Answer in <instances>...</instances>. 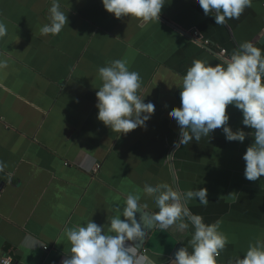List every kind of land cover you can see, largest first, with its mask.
Here are the masks:
<instances>
[{
	"label": "crops",
	"instance_id": "1",
	"mask_svg": "<svg viewBox=\"0 0 264 264\" xmlns=\"http://www.w3.org/2000/svg\"><path fill=\"white\" fill-rule=\"evenodd\" d=\"M165 2L159 20L142 22L117 19L102 0H59L68 24L44 36L40 28L49 23L52 0H0L7 25L0 39V59L7 61L0 68V161L6 165L0 171V254L18 264H62L71 248L65 228L92 219L107 233L130 193L147 204L140 214L151 215L158 209L143 188L160 183L178 193L208 189L207 206L191 200L185 207L206 223L220 222L228 243L218 264L243 258L250 243L264 240V176H244L243 156L255 130L242 124V112L227 108L228 126L244 130V142L228 141L217 128L179 147L180 128L169 117L181 106L179 86L194 60L215 66L243 42L264 53V0H252L224 25L206 16L198 0ZM117 59L139 73L137 95L155 105L146 127L126 135L97 118L98 69ZM180 223L188 227L181 230ZM145 231L136 245L145 264H171L175 247H186L194 233L186 217L166 231L155 224Z\"/></svg>",
	"mask_w": 264,
	"mask_h": 264
},
{
	"label": "clouds",
	"instance_id": "2",
	"mask_svg": "<svg viewBox=\"0 0 264 264\" xmlns=\"http://www.w3.org/2000/svg\"><path fill=\"white\" fill-rule=\"evenodd\" d=\"M102 3L117 19L131 17L149 22L159 20L166 2L102 0ZM198 3L206 16H214L216 25L239 19L245 9L252 6V0H198ZM48 19L49 23L40 28L44 36L58 35L68 24L59 0H52ZM6 35L7 25L0 20V39ZM5 67L7 61L0 59V68ZM98 75L102 81L96 92L98 120L120 135L146 127L155 112V105L145 103L137 95L142 83L139 73L130 71L127 61L117 59L100 67ZM179 87L181 106L169 112V117L180 128L178 147L193 140L199 142L217 128H222L228 141L244 142L248 134L242 129L233 131L228 126L227 108L233 105L242 112V124L255 130L251 133L254 143L243 156L244 176L249 181L264 176V53L252 42H243L229 60L215 66L207 60H194ZM5 166L0 161V171ZM143 192L155 201L158 209L151 215L140 214V208H147V204L140 205V195L130 193L123 208H117V214L108 219L107 233L92 219L86 224L65 228L71 248L69 257L62 264H145L146 257L136 252V245L146 238L145 228L155 224L161 231H166L181 217L188 219L194 233L188 245L176 251L171 264H218V257L228 243V237L219 231L220 222L206 223L202 216L190 215L185 207L191 200L207 206V188L178 193L167 183H160L155 186L145 184ZM187 227V223L179 224L181 230ZM148 264L154 262L148 261ZM228 264H264V240L250 243L243 258L236 256Z\"/></svg>",
	"mask_w": 264,
	"mask_h": 264
},
{
	"label": "built area",
	"instance_id": "3",
	"mask_svg": "<svg viewBox=\"0 0 264 264\" xmlns=\"http://www.w3.org/2000/svg\"><path fill=\"white\" fill-rule=\"evenodd\" d=\"M207 44H209V41H205ZM220 54L222 56H225L227 53H226V50L225 49H222L220 51ZM96 168H100V165H97ZM0 264H18L17 262L13 261L11 258L7 257V256H4L2 254H0Z\"/></svg>",
	"mask_w": 264,
	"mask_h": 264
},
{
	"label": "water",
	"instance_id": "4",
	"mask_svg": "<svg viewBox=\"0 0 264 264\" xmlns=\"http://www.w3.org/2000/svg\"><path fill=\"white\" fill-rule=\"evenodd\" d=\"M1 188H2V186H0V191H1ZM182 247H184L183 245H181V244H179V245H177L176 247H175V249H174V252H173V256L175 257V253H176V251H178L180 248H182Z\"/></svg>",
	"mask_w": 264,
	"mask_h": 264
}]
</instances>
